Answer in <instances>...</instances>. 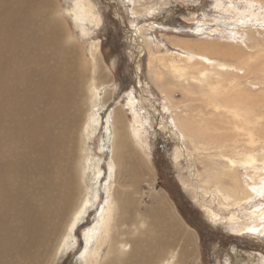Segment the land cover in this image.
<instances>
[{"label": "bare ground", "instance_id": "1", "mask_svg": "<svg viewBox=\"0 0 264 264\" xmlns=\"http://www.w3.org/2000/svg\"><path fill=\"white\" fill-rule=\"evenodd\" d=\"M213 2L218 35H204L206 22L200 21L194 38L173 42L177 53L148 49L147 76L165 99L156 116L164 119L167 111L171 116L166 128L181 150L174 164L187 158L188 178L181 186L197 188L212 222L225 221L236 233H262L264 0ZM46 4L0 0V264H55L77 245L76 229L100 199L103 205L83 231L77 262L194 263L192 234L167 210L165 195L152 190V204L142 207L147 195L139 185L154 182L143 136L150 119L146 108L135 112L133 92L105 116L101 148L108 152V174L101 182V157L90 141L113 97L114 77L98 43H89L87 61L77 33L58 13L62 9L89 36L100 20L96 3L71 0L49 12ZM39 10L50 20H38ZM127 111L134 112L131 119ZM194 153L210 161L203 172L192 171ZM256 198L244 215L233 210L223 220L213 208L214 202L222 211L237 206L243 214ZM247 263L264 264V258Z\"/></svg>", "mask_w": 264, "mask_h": 264}, {"label": "rangeland", "instance_id": "2", "mask_svg": "<svg viewBox=\"0 0 264 264\" xmlns=\"http://www.w3.org/2000/svg\"><path fill=\"white\" fill-rule=\"evenodd\" d=\"M44 1L47 2L46 11L48 12L52 5L57 4V9H59L60 6L63 8L71 2V0ZM90 1L96 3L100 20L95 24L93 23L91 26L93 27L92 34L89 36L81 34L80 29L74 27L75 22L72 23L63 14L62 9H59L58 13L67 20L70 29L77 33L79 50L87 61L89 60L87 54L89 43L92 41L98 43L105 64L114 77V81L111 83L112 86L109 88L113 90V97L102 114L103 121L98 131L90 141L94 155L101 157V182L104 183L107 180L108 174L106 163L108 152L105 145L103 146L105 149L101 148L102 139L106 136L104 131L105 116L117 103L120 102V104L125 105V95L133 92L135 112L137 108L140 110L146 108L149 111L148 117L150 119V123L145 125L143 136L146 138L149 148V164L154 175V182L141 181L139 185L140 191L147 195L142 200V207L152 204L148 198L152 190L165 195L171 204L166 206L167 210L174 212L186 232L192 234L189 249L192 250L193 258H191L195 261L191 263L190 259L191 264H249L247 262L255 263L260 257L264 258V230L262 233H260L262 229L236 233L227 228V222L225 221L212 222L206 217L201 208L200 204L205 201L198 192H196L198 194L195 193V191H198L197 188H195V191L193 189L185 190L181 186L180 181L188 178L185 161L187 158L185 155L182 156L180 166L174 164V153L181 150L177 145L178 142L172 138L166 128V126L172 125L171 116L168 111L162 113L164 119H158L156 116L157 109L162 108L160 102L165 99L161 96L156 84L147 76L148 49L155 51L158 48L160 53H177L173 42L182 37L194 38L196 22L200 21L206 22L203 25L204 35H218L214 31L215 28L219 29L220 25L216 23L213 17V0ZM224 1L228 2V0ZM240 1L234 0L235 3ZM147 8H153L154 10L149 12L146 10ZM33 11L37 12L36 9L32 8L31 12ZM39 12L42 14V19L36 15L35 17L38 20H50L49 14H46L43 10H39ZM97 24L98 26H96ZM136 66L140 68L136 70ZM147 87L151 89L150 92L145 91ZM181 97L180 93H174L175 100L178 101ZM133 113V111H127L128 117H132ZM160 124L164 128H160ZM262 128L264 129V126ZM178 138L180 139V135ZM200 154L201 156H199ZM200 154L194 153L189 159V162H192L190 164L194 165L193 168L195 169L192 171L195 173L196 171L203 172L202 166L210 162L207 160L206 154ZM143 179H147V177ZM256 200L258 198L244 205L243 214H240L237 206L222 211L221 207L214 202L213 208L216 209L215 211L223 220L233 210H235L236 215H244L247 207L252 202L254 205ZM102 205V199H100L94 210L89 212L86 221L76 229L77 245L58 259L55 264H81V262H77L76 257L83 242V231L89 229L93 216ZM142 207L141 209H143Z\"/></svg>", "mask_w": 264, "mask_h": 264}]
</instances>
